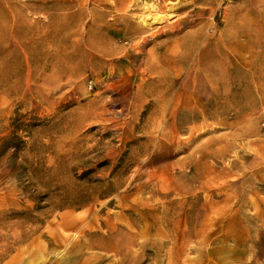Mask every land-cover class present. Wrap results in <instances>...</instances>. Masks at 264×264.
Masks as SVG:
<instances>
[{
    "label": "rangeland",
    "instance_id": "rangeland-1",
    "mask_svg": "<svg viewBox=\"0 0 264 264\" xmlns=\"http://www.w3.org/2000/svg\"><path fill=\"white\" fill-rule=\"evenodd\" d=\"M0 264H264V0H0Z\"/></svg>",
    "mask_w": 264,
    "mask_h": 264
},
{
    "label": "bare ground",
    "instance_id": "bare-ground-1",
    "mask_svg": "<svg viewBox=\"0 0 264 264\" xmlns=\"http://www.w3.org/2000/svg\"><path fill=\"white\" fill-rule=\"evenodd\" d=\"M152 8V6L151 5H147V3L146 4H144L143 5V10H150ZM153 10V9H152ZM161 11V10H160ZM164 14V13H163ZM159 15V14H158ZM171 15V14H170ZM170 15H168V16H170ZM173 15V14H172ZM165 17H167V16H165ZM162 18V17H161ZM168 18V17H167ZM140 22L143 24V26H145V27H154V25H156V23H158V21L160 20V19H153V20H151L150 18H147L144 14H143V16L141 15L140 16ZM164 20V19H163ZM139 45V44H138Z\"/></svg>",
    "mask_w": 264,
    "mask_h": 264
}]
</instances>
